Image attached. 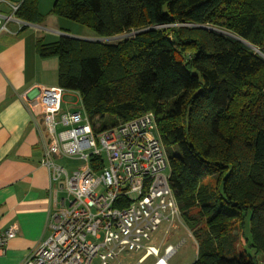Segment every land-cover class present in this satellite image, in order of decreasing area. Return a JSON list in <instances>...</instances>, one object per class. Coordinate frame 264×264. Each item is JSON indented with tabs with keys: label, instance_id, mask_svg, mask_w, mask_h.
<instances>
[{
	"label": "trees",
	"instance_id": "trees-1",
	"mask_svg": "<svg viewBox=\"0 0 264 264\" xmlns=\"http://www.w3.org/2000/svg\"><path fill=\"white\" fill-rule=\"evenodd\" d=\"M14 14L44 18L37 0ZM49 14L98 38L37 46L96 132L153 113L192 264H258L236 247L246 222L264 260V0H54Z\"/></svg>",
	"mask_w": 264,
	"mask_h": 264
},
{
	"label": "built area",
	"instance_id": "built-area-1",
	"mask_svg": "<svg viewBox=\"0 0 264 264\" xmlns=\"http://www.w3.org/2000/svg\"><path fill=\"white\" fill-rule=\"evenodd\" d=\"M36 91L26 105L44 132L41 165L50 179L51 234L21 264H92L95 257L112 264L123 250H143L137 264L150 257L153 264H168L180 246L167 243L180 212L153 113L96 132L82 108L62 111L61 87ZM61 157L83 165L68 172L55 163ZM97 162L101 167L94 169ZM15 232V226L0 231V248Z\"/></svg>",
	"mask_w": 264,
	"mask_h": 264
},
{
	"label": "crops",
	"instance_id": "crops-1",
	"mask_svg": "<svg viewBox=\"0 0 264 264\" xmlns=\"http://www.w3.org/2000/svg\"><path fill=\"white\" fill-rule=\"evenodd\" d=\"M22 2L0 0V231L16 227L15 237L0 248V264H21L51 234L50 179L41 165L44 132L26 102L38 86H57L58 62L40 58L38 43L61 36L90 40L57 24L49 14L54 0H37L44 15L40 23L16 18L15 8Z\"/></svg>",
	"mask_w": 264,
	"mask_h": 264
},
{
	"label": "rangeland",
	"instance_id": "rangeland-1",
	"mask_svg": "<svg viewBox=\"0 0 264 264\" xmlns=\"http://www.w3.org/2000/svg\"><path fill=\"white\" fill-rule=\"evenodd\" d=\"M57 24H60L62 28L67 30L69 34H74V36H81V38H89L90 40H96L98 38L95 37V34L89 30L88 28L65 18H56L55 20ZM57 28L58 25L56 26ZM131 34L126 35H120L117 37L105 39L103 41L107 42H116L124 37L130 36ZM76 38V37H74ZM94 38V39H93ZM62 110L63 108H69L71 110H80L81 104L80 101L74 92L70 91H64L62 95ZM55 163L57 165L62 166L65 168L68 172L78 169L80 166L83 165V162L78 160L77 158H58L55 160ZM160 230H164V225L160 226ZM162 234L156 233L154 237H158L160 239ZM249 224L246 222L245 228H244V234L243 236L239 232L238 235V241L236 247L238 249H244L251 257L255 258V260L258 262V264H264V260L259 254H256L255 251L248 247L246 245V240H249ZM245 240V241H244ZM151 242H145V244H150ZM167 243H170L174 246L178 247L177 251L170 257L168 260V264H192L197 255V242L194 240V238L191 235V232L188 230L186 224L184 223L183 219L180 217L179 223L173 224L172 229L170 230V236H168ZM144 251H128L123 250L120 255H118V258L112 262V264H137L138 259L143 255ZM155 261L154 258L150 257L146 259L141 264H153ZM92 264H99L98 257H95L92 260Z\"/></svg>",
	"mask_w": 264,
	"mask_h": 264
},
{
	"label": "water",
	"instance_id": "water-1",
	"mask_svg": "<svg viewBox=\"0 0 264 264\" xmlns=\"http://www.w3.org/2000/svg\"><path fill=\"white\" fill-rule=\"evenodd\" d=\"M103 40V39H102Z\"/></svg>",
	"mask_w": 264,
	"mask_h": 264
}]
</instances>
